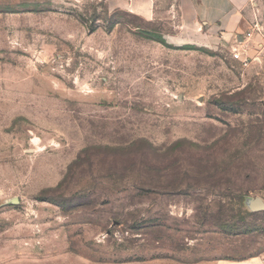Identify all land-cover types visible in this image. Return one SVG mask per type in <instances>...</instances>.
<instances>
[{
  "label": "rangeland",
  "instance_id": "rangeland-1",
  "mask_svg": "<svg viewBox=\"0 0 264 264\" xmlns=\"http://www.w3.org/2000/svg\"><path fill=\"white\" fill-rule=\"evenodd\" d=\"M193 3L0 0V264L264 252V0Z\"/></svg>",
  "mask_w": 264,
  "mask_h": 264
},
{
  "label": "crops",
  "instance_id": "crops-1",
  "mask_svg": "<svg viewBox=\"0 0 264 264\" xmlns=\"http://www.w3.org/2000/svg\"><path fill=\"white\" fill-rule=\"evenodd\" d=\"M254 0H194L193 12L198 20L205 27L211 30H219L224 41L235 33L237 36L243 32H250L249 35H256L255 40L262 41L263 34L260 30H254L253 19L249 18L248 6ZM257 28H261V23H256ZM254 30V31H252ZM264 46V42H255L254 49ZM184 264H264V252L244 257H217L211 259H201L196 263Z\"/></svg>",
  "mask_w": 264,
  "mask_h": 264
},
{
  "label": "water",
  "instance_id": "water-1",
  "mask_svg": "<svg viewBox=\"0 0 264 264\" xmlns=\"http://www.w3.org/2000/svg\"><path fill=\"white\" fill-rule=\"evenodd\" d=\"M250 208L254 211L264 210V202L260 197L254 198L250 202Z\"/></svg>",
  "mask_w": 264,
  "mask_h": 264
}]
</instances>
